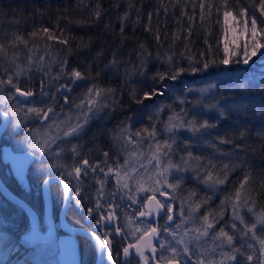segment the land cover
<instances>
[{"label":"trees","instance_id":"obj_1","mask_svg":"<svg viewBox=\"0 0 264 264\" xmlns=\"http://www.w3.org/2000/svg\"><path fill=\"white\" fill-rule=\"evenodd\" d=\"M130 3L134 7H129ZM258 3L259 0H228V9L237 15L239 23L230 19L228 24H224L221 0H0V45L4 49L0 52V80L7 81L11 77L22 90L30 89L34 92L25 107L43 106L40 104L43 81L44 90L49 96L56 98L54 107L61 118L64 113L73 110L71 100L78 102L81 93L92 84L114 90L112 95L118 101L114 110L106 109L101 118L91 122L83 135H95L92 138L93 149H101L100 141L104 140V149L108 153V161L110 160L108 167L115 169L126 152L120 142L113 139L115 131L125 126L130 127L133 133L144 128H155L159 141L162 138L160 130L169 116L189 105L187 97L192 95L188 92L208 89L205 96L199 95L192 99L197 106L201 102L206 105L202 115L188 113V116L196 117L198 122L208 120L216 125L206 130L210 134L201 142L206 145L215 144L220 151L217 152L210 146L205 148L200 143L196 145L191 140L189 143L194 144L186 147V150L191 151L193 156L200 157L205 165L208 159L213 160L217 171L224 164L231 166L240 160L245 162L230 171L228 181L224 185H218L215 194L198 185L202 190L199 189L196 180H188L187 183L194 185L190 190L197 189L204 195H212L210 202L201 207L208 206L211 212L220 211L221 202L226 197L229 198L223 213L226 220L229 213L226 204L231 202L230 198L245 174L250 173L251 179L245 186L242 198L249 196V204L254 203V211L259 212L264 209V58L258 53L247 65L235 62L229 65L219 63L224 56L225 42L228 43L229 52L237 54L232 56L233 61L240 59L239 54L243 52L246 39L249 46L251 45L250 33L244 35L243 20L238 13L240 9H246L248 17L255 15L260 26L264 16L260 15ZM97 4L101 12L99 21L94 18ZM126 12L128 19L122 22L120 18ZM77 21L81 23L78 24ZM44 28L49 29V34L57 38L67 39L68 43L65 45L56 39H48L42 32ZM34 32L38 33L36 37L32 35ZM234 39L235 43H232ZM141 44L151 53L150 56L141 55ZM97 53L103 54L97 57ZM113 56L118 65L110 67ZM169 56L177 65L185 68L189 67L190 57L197 61L214 59L216 63L205 71L186 72L176 80L154 79L157 73H166L169 70L166 62ZM63 60L67 61L66 70L77 68L90 75L88 80L78 81L73 86L72 93H67L71 97L68 105L64 104L62 94L56 92L57 86L64 82L55 79ZM192 66L200 67L196 63ZM228 76H252L254 81L240 88L221 81ZM3 90L9 94V102L0 107L10 115L12 123V109L8 106L16 102L15 99H10L15 90L6 83L0 85V92ZM153 92H163V95L154 94L151 98H144V93ZM134 97L143 102L138 103ZM207 97H211L210 103L206 100ZM44 99L49 104L52 103L48 97ZM241 103L249 106L247 110H234L233 105ZM213 105L223 109L226 116L221 117ZM203 107L201 105L199 109ZM161 108L163 111H160ZM51 118L50 114L48 121ZM48 121H39L30 114L27 124L19 129L12 142L3 140L4 150L11 153L20 151L16 148L17 141L25 136L26 129L34 132ZM241 132L244 133L243 139L239 138ZM182 134L184 133L180 132V136ZM220 138L230 140L231 143H220ZM85 140L86 138L78 139V142L83 143ZM186 150L179 149V152H174L176 163L180 162L181 156L186 157ZM208 152L214 153V156ZM32 163L34 161L30 164ZM36 168L35 164L28 168L30 183L35 180L38 172ZM33 194L37 197L39 191L34 189ZM7 204L0 196V207ZM30 204L36 210L35 203ZM3 218L7 224L8 217L3 214ZM244 218L246 221V217ZM27 228L29 229V225ZM228 229L226 230L229 231ZM238 229L242 228L239 226ZM2 231L0 227V233ZM16 242L15 239L9 241L0 236V247L6 251L3 262L11 264L12 260L22 258L24 264H34L28 260L30 249H23ZM16 249L20 255L15 253Z\"/></svg>","mask_w":264,"mask_h":264},{"label":"snow or ice","instance_id":"obj_2","mask_svg":"<svg viewBox=\"0 0 264 264\" xmlns=\"http://www.w3.org/2000/svg\"><path fill=\"white\" fill-rule=\"evenodd\" d=\"M129 7H134L131 3ZM203 4L201 5V9H203ZM221 7L224 9L222 12L223 22L224 24H228L229 20L236 21L237 15L233 13V11L228 9V0H221ZM257 8L260 12L261 16H264V0H259ZM99 4L96 5V11L94 13V18L96 21H99L101 12H100ZM219 11V10H218ZM238 15L243 20V33L247 35L250 33L251 45L249 46L248 40H245L243 52L239 54L240 59L235 61L232 60L233 55H237L236 53L229 52L228 43H224L223 52L224 56L220 59L219 63L222 65H229L230 63H243L245 65L249 64L253 57L257 56L258 53L264 58V20L261 21V25L258 26L257 18L255 15L252 17H248V12L246 9H240ZM121 21H125L128 19V13L126 12L121 18ZM203 19V17H201ZM151 20V15L149 16V21ZM249 21L251 27L249 28ZM219 22V21H218ZM76 23H81L77 21ZM151 30L150 28L148 29ZM42 32L47 35V38L52 40L56 39L61 44H67V39H60L56 36L49 34V29L44 28ZM121 32H123V23L121 26ZM190 32V29H189ZM235 33V29H233ZM33 37H36L38 33H32ZM159 39V37H156ZM18 39H20L18 37ZM26 43V42H25ZM235 43V39L232 41ZM87 47V45H85ZM239 47V46H238ZM140 48L143 50L141 55L150 56L151 53H148L144 48V45L141 44ZM3 46L0 45V52H3ZM70 51V49H69ZM103 53H97V57L101 56ZM203 55V54H201ZM189 67L185 68L183 66H179L176 62L169 56L166 62L169 64V70L166 73H157V76L154 79L159 78L160 80L171 79L176 80L181 75L186 72L196 73L200 71L207 70L210 65L215 64L216 61L214 59L211 60H202L197 61L194 57H190ZM60 71L55 77L56 80L64 81L60 83L56 92L62 94L63 102L65 105H68L71 97L67 95V93H72L73 86L77 84L78 81L88 80L90 75L87 72H82L77 68H72L70 70L67 69V61L63 60L60 62ZM193 63L199 64L200 67L192 66ZM118 65V61L113 56V59L110 61L109 66L114 67ZM144 66V61H141V68ZM19 75V73H17ZM10 85L12 89L15 90L10 99H16V94L20 97H24L25 99L34 96V92L30 89H21L16 82L13 81L11 77L7 79V81L0 80V85L4 84ZM264 83V81H262ZM240 88H244L245 84L238 85ZM114 90L112 89H103L96 84H92L88 87L83 93H81L78 102L76 100H71V104L73 105V110L66 112L63 114V118H61L60 113H57L54 105L56 104L55 96H49V93L44 90V82H41V101L42 107L32 106L27 108L26 114H33L34 118L39 121H48L49 115L51 114V121L46 126V131L43 133L41 137L39 135L38 130L33 132L32 129H27L28 135L25 137V142L28 144L29 148L33 149L32 155H35L37 152L41 157L44 156H56L59 157L61 152L71 151L76 156H79V145L72 144V139L80 138L86 128L91 124V122L95 119L101 118V114L105 113L106 109L114 110V106L118 104V101L112 95ZM159 94L163 95V92L159 93H144V98H151V95ZM44 97H48L51 99L52 103L49 104ZM136 98V97H134ZM138 103H142L143 100L136 98ZM110 101V102H109ZM17 104H20L21 101L17 100ZM35 103V102H34ZM183 103V101H181ZM219 112L221 117L226 116V112L219 108L216 105L212 106ZM249 106L247 104H234V110H247ZM63 111V110H61ZM163 111V108L160 109ZM15 113H13L14 115ZM4 117L8 116L7 112L3 113ZM19 125V121L17 122ZM216 127L214 123H209L208 120H203L198 122L196 117H192L191 119H186L184 116L179 114H174L169 116L167 123L164 125V131L169 133V138L163 141L156 140V130L152 128L149 130L148 128H144L141 131H137L135 133L131 132L130 127L125 126L121 127L118 131H115L113 134V139L117 142L124 141L125 143H133L136 142L133 140V137H143L144 134H147L148 137H151L154 141V150L151 152V159L149 160V164L152 163L153 160L156 161V171L153 173L157 179L154 180L153 185L145 188L142 183V178L136 179V190L144 191V192H152L153 195L147 197V203L152 204L155 201L154 208H149L147 211L140 212V216H152L153 212H156V215H159V210L167 207V219L170 221L172 216L168 213H171L172 208L171 205H165L160 200L156 199L155 193L159 191L161 196H165L166 193L160 189L167 187L175 191L180 184L183 182L184 177L176 176L174 183H169L168 177L172 175V170L174 169L177 173L180 172H188L191 171L194 174L195 179L203 184L211 194H215L218 185H224L228 181V176L230 171L233 169L240 167L244 164V160H240L239 162H234L231 164H224L222 168L217 171V166L213 162V160L208 159L207 164H203L201 162V158L198 156H193L191 151H187V155L181 156L179 163H174L172 158V153L174 151L173 145L176 143L175 132L178 129H186L190 132L194 137L197 138V141L204 140L206 136L210 133L206 130H210ZM53 130H55V135H53ZM244 133H240L241 139H243ZM58 140H64L67 144L71 145L70 148L66 149L64 145L58 144ZM220 143H231L230 140H226L220 138ZM210 147L216 149L217 152L220 151L219 148L216 147L215 144L209 143ZM149 148L152 149L153 145H149ZM135 155V152L132 153ZM104 157L108 156L107 152L103 153ZM161 157H166V160H162ZM193 162H195V166H193ZM106 163V161H104ZM128 161H125V166H120L117 169L109 167L107 170V174H112L115 176L116 183L123 187L124 189H129L128 180L133 179V174L136 169H127ZM163 164V168L161 169L160 165ZM50 167L58 168L64 167L63 164L59 162L57 164L50 165ZM143 167V165H141ZM82 169L84 170V174L87 175L88 171L96 172L98 169L101 172H104V169L99 166V164H89L87 159H83L82 163L79 167H73L71 171H67L66 175L69 177H79L81 175ZM123 172V175H122ZM52 179H60L63 181L64 176L61 175L59 177H50ZM151 179V177H149ZM251 179V174L246 173L243 180L240 182L238 189L231 196V209L232 216L231 220L233 222L225 223L220 228H216V224L219 223V220L222 219L223 213L225 210V203L229 200L226 197L225 201L221 202L220 211L211 212L209 211L207 214L202 215L198 218L200 224L198 227L191 229L195 233L194 237H191L185 240L183 237L177 239L175 233H171L175 243L177 245H183L182 249H178L171 244L168 245L167 251L170 253L169 256L161 255L160 261L165 262V264H181V257H187L190 260L191 257V249L189 247L192 244L193 239L200 240L206 237H210L213 241L212 252H215L217 249H220V259H212L209 257L208 264H264V209H261L259 212L254 211V203L252 205L249 204L250 197L245 195L242 198V193L245 191V186L248 185L249 180ZM121 181L123 183L121 184ZM48 181L45 180L44 184L47 185ZM101 183V188L103 187V181ZM158 186V187H157ZM64 192L67 197V193L69 192V184H63ZM79 181H77V187L75 191V196L79 197ZM129 199L133 200L135 203V199L132 196H129ZM187 199L190 201L189 203V219L192 218V212L198 211L203 205L210 202L212 199V195H205L197 199V193L195 190H190L188 192ZM80 201L77 200V203ZM194 205V206H193ZM97 208H100L99 203L96 205ZM242 209H247L249 213L255 217L254 221L248 223L245 221L244 216L240 214ZM92 209H88V216H92ZM181 215H183V211H181ZM211 217V219H210ZM116 219L115 213L109 211L107 214H101L100 219L96 221L98 227H100V220L112 221ZM235 221H239L241 225H243L242 229L237 228V224ZM179 227V225L177 226ZM260 229L259 233L257 229ZM230 228L231 231H227L226 229ZM214 231H210L213 230ZM117 233L121 231L119 227L115 229ZM136 231H140L139 228ZM153 233H156V228L148 226L147 229L143 232L141 237L137 238L136 243H129L126 247L123 248V256L125 258L132 255V250L134 249L135 255L140 257L141 260L144 261V264H148L150 257L145 256V250L149 249L153 255L155 256L156 247L152 244L151 240H146V237L151 236ZM250 234V235H249ZM94 237L96 246L100 253V264H117L116 259L114 258L113 248H112V240L108 238L109 233L105 232L104 238L97 235L95 232L91 233ZM185 237L188 236V233L185 232L183 234ZM237 239L243 241L240 244H237ZM255 241V243H253ZM218 242V243H217ZM258 245V248H257ZM160 248L165 249V244L163 242L160 243ZM230 249V251H224V249ZM202 256L208 255V250L205 249L202 253ZM239 257V258H238ZM106 258V259H105ZM159 264V262H158ZM185 264L187 262L185 261ZM195 264H205L204 259L199 258L196 260Z\"/></svg>","mask_w":264,"mask_h":264},{"label":"flooded vegetation","instance_id":"obj_3","mask_svg":"<svg viewBox=\"0 0 264 264\" xmlns=\"http://www.w3.org/2000/svg\"><path fill=\"white\" fill-rule=\"evenodd\" d=\"M26 104L20 103L22 106ZM16 105H18L17 102H14L8 107L11 109V107ZM1 110L4 111L3 109ZM10 112H12V110H10ZM8 116L10 118L9 114ZM11 127L12 123L10 118L9 127L0 138V180L5 188L10 191L12 195L30 206V208L36 213L39 221V233L45 235L49 231V224L46 217V207L43 195L44 181L53 176L59 177L63 175V182L69 184L70 190V204L64 215L65 223L70 228L84 231L85 234H68L60 228L59 220L65 196L60 184L58 182H53L49 185L50 214L55 227L53 237L46 242H41L34 247H29V241L25 238L30 233V220L28 215L0 195L8 203L5 207H0V227L3 229L0 233L1 237L9 239V241H14L15 239V241H17L16 244L19 247L26 250L29 248L30 252L39 249L40 245L43 244L52 245L54 250L44 258L46 260L52 258V261L54 259L55 262L53 261V264H61L58 256L61 253L59 240L62 239L68 243L67 250H69V254L73 259L74 264H97L100 259V253L89 235L95 232L97 235L101 236V238H104V234L107 232L109 233L108 238L112 240L113 254L117 264H144V261L135 255L134 249L132 250V255L125 258L123 256V248L129 243H136L137 238L141 237L148 226H151L156 228L155 234L157 235V241L154 244L156 247V254L153 257L149 249H146L144 254L145 256L150 257L148 264H158V262L159 264H165V262L160 261L161 255H164V252L160 248V243L165 233L170 230L169 227H173L177 223L175 217L177 207L171 196L167 194L165 196L156 195L157 200H160L166 206L171 205L172 211L171 213H168L172 216L170 221L167 219L166 215L167 207L160 209L162 213L155 220H153L156 215L155 211L152 216H140V212L147 211L149 208H154L155 201H153L152 204H148L147 197H150L151 195H145L140 199H136V202L133 203V200L129 199L130 195H125L123 189L116 183L115 176L107 174L109 168L108 158L103 156V153L107 152L104 149L105 142L103 139L100 141L102 144L101 149H93L92 147V138H94L95 135H85V137L82 135L80 138L72 139V144L79 145V156H76L71 151H65L61 152L59 157H41L38 152L35 155H32L34 150H30L29 147L22 149V151H18L20 153H11L9 151V153H6L5 151L7 150H4L5 147L2 146L3 140L9 143L12 142V140L16 138L18 132L14 133L11 131ZM25 135H27V131H25ZM82 138H86V140L83 143L78 142V139L81 140ZM57 143L64 145L66 149L71 146L64 140H59ZM25 153H29L30 157H26ZM22 156L24 157V161L22 160ZM83 159H87L90 165L99 164L101 168H104V172L99 171V169L96 172L89 170L88 174L85 175L84 170L82 169V173L79 177L67 176L66 172L71 171L73 167H79ZM105 160L107 163H104ZM33 161L34 163L32 164L37 166L36 169H38V172L35 176V180L30 183L27 175L28 168L32 166L30 163ZM58 162L63 164L64 167H50V165L57 164ZM92 176L95 177L93 178ZM77 181H79V197L75 196ZM101 181H103L102 188L101 183H99ZM34 189L39 191L37 197H34ZM77 200L80 202L77 203ZM30 203H35L36 210ZM97 203H99L100 208L96 207ZM87 208L93 210L91 217L88 216ZM109 211L115 213L116 219L112 221L100 220V227H98L96 221L100 219L102 213L107 214ZM3 214L8 217L7 224L4 222ZM27 225H29V229L27 228ZM117 227L121 229L119 233L115 231ZM137 228H139L140 231H136ZM17 252L18 249L15 250V253L19 254ZM67 256L68 253L65 254V259ZM19 261L24 264L22 258L12 260L11 264H18ZM181 264L185 263L181 261ZM187 264L192 263L189 262Z\"/></svg>","mask_w":264,"mask_h":264},{"label":"rangeland","instance_id":"obj_4","mask_svg":"<svg viewBox=\"0 0 264 264\" xmlns=\"http://www.w3.org/2000/svg\"><path fill=\"white\" fill-rule=\"evenodd\" d=\"M221 81H225L226 83H228V85H240V84H248L252 81H254V78H252V76L250 77H238V76H229V77H225L223 78ZM208 89H203L201 91L198 90H192L190 92H188L189 95L192 96H188L187 99L189 100V105L186 107H181L179 109L178 112H175L174 114H179L184 116L186 119H191L192 117L188 116V113H193V114H201L204 112V109L206 105H204V102L198 103V106L196 105V103L194 101H192V99L197 98L199 95L205 96V93H207ZM195 94V95H194ZM9 94L7 93L6 90H3L0 92V105L4 106L9 102ZM206 100L211 101V97H207ZM204 106L202 109L199 107L200 106ZM27 108L25 106H22L20 104L11 107L12 109V117H13V122H12V127H11V131L15 132H19V129L22 127H24L27 124V118L29 117L30 114H26L27 113ZM210 111V110H209ZM206 112V110H205ZM13 113H15L13 115ZM172 114V115H174ZM33 115V114H32ZM171 115V116H172ZM202 115V114H201ZM190 117V118H189ZM19 121V125H17V122ZM51 121V120H50ZM44 122L43 126H40V128H38V132L39 135L42 137L43 133L47 130L46 126L49 124V122ZM36 130V131H37ZM27 131V129H26ZM34 131V132H36ZM161 133L160 135H162V138L159 141H163L165 139L169 138V133H167L166 131H164V127L160 130ZM17 132V133H18ZM180 132H183L184 134H182L180 136ZM28 134V132H27ZM53 135H55V130H53ZM25 136H23V138H20L19 141H17V145L16 148L17 150L22 151V149L29 147L28 144L25 142ZM157 135H156V140H157ZM175 137H176V143L173 145V153H172V158H173V162L176 163V161L174 160V152H179L178 150L183 149L186 150V147L193 145L194 143H189V141H193L196 143H200L202 144L203 147L208 148L209 145L203 144L201 142V140L198 142L197 138L194 137L190 132H188L186 129H178L175 132ZM187 141H184V140ZM133 140L136 142L135 144L133 143H125L124 141H120V145L121 147L125 150L126 152L124 154V156H122V159L120 160V165L117 166V168H119L120 166H125V161L127 160L129 163L126 166L128 170L130 169H136L135 173L133 174V179H129L127 182L129 184V189H124L123 187H120L123 189V191L125 192V195L129 194L130 196H132L135 200L136 199H140L141 197L145 196V195H153L152 192H144V191H137L136 190V179L138 178H142V183L144 185L145 188H148L150 186L153 185V182L155 179H157L156 176L153 175V173L156 171V168L154 167L156 165V161L153 160L151 164H149V160L151 159V152L154 150V141L152 140L151 137H148L147 134H144L143 137H133ZM59 141V140H58ZM57 141V142H58ZM138 143V144H137ZM149 145H153V149L149 148ZM197 145V144H196ZM145 146V147H144ZM30 150H33L31 148H29ZM149 150V152H148ZM133 151L135 152V155H132ZM188 151V149L186 150V152ZM6 153H9L8 150L5 151ZM207 152V151H204ZM209 154H212L214 156V153L212 152H208ZM176 155V154H175ZM18 156V155H15ZM162 160H166V157H161ZM22 160L24 161V157L22 156ZM124 164V165H123ZM141 165H143V167H141ZM161 169L163 168V164L160 165ZM123 175V172H122ZM176 176H182L184 177L183 182L180 184V186L173 191L172 189H169L167 187H164L160 190L164 191L167 195L171 196V198L173 199V202L176 203V224L173 227H169V231H167L162 239L161 242H163L165 244V249H163L162 251L164 252L165 256H169L170 253L166 250L168 245L171 244L172 246L177 247L178 249H182L183 245H177L175 243V240L173 239V236L171 235V233H175V236L177 239L183 237L185 240L194 237L195 233L193 231H191V229H194L196 227L199 226L200 221L198 220L199 217H201L202 215H205L206 212L210 211V207H204V208H200L198 211L196 212H192V218L189 219V212L191 211L189 208V203L190 201L187 199L188 196V192L190 191V189H192V187H194L193 184L191 183H187L188 180L190 181H195V177L194 174L191 173V171L188 172H180L177 173L174 169L172 170V175H170L168 177L169 183H174L175 182V177ZM149 177H151V179H149ZM197 181V180H196ZM195 181V182H196ZM123 183V181H121V184ZM199 183V182H197ZM191 184V185H190ZM184 185H186L184 187ZM203 187L204 189H207L203 184H197V187ZM158 187V186H157ZM198 187V188H199ZM202 190V188H199ZM195 191H197V199H199L202 196H205L203 194L202 191H198L197 189H194ZM155 195H160L159 191H157L155 193ZM194 206V205H193ZM226 207L228 209V216L226 217V220H224V216L222 217V219L219 220V223L216 224V226H218V228L222 227L223 225H225V223H231L233 222L231 220V216H232V209H231V202L226 204ZM181 211H183V215H181ZM240 214L244 217H246V222L251 223L254 221L255 217L253 215H251L247 209H242ZM211 219V217H210ZM235 223L237 224V228H239V226L241 228H243V225L239 224V221H235ZM239 224V225H238ZM179 225V227H177ZM229 231H231V229H228ZM213 231V230H210ZM260 229L258 227L257 232L259 233ZM187 232L188 236L185 237L183 234ZM250 235V234H249ZM243 241H240L238 239V244L242 243ZM218 243V242H217ZM253 243H255V241H253ZM212 246H213V241L210 239V237H206L200 240H195L193 239L192 244L189 245L190 249H191V259L188 260L187 257H181V261H183L185 263V261L187 263H192L195 264L196 260L199 258L204 259L205 264H208V260L209 257H211L212 259H216L219 260L220 259V249H217L215 252H212ZM258 248V245H257ZM207 249L208 250V255L207 256H202L201 253ZM52 250H54V247L52 245H40L39 249L34 250L33 252H30L29 255V259L31 262L35 263V264H53V261L55 262V260L52 258H48L47 260L44 258L46 255H48L50 252L52 253ZM224 251H230V249L225 248ZM6 259V251H4L1 247H0V264ZM18 264H22V262H18Z\"/></svg>","mask_w":264,"mask_h":264},{"label":"water","instance_id":"obj_5","mask_svg":"<svg viewBox=\"0 0 264 264\" xmlns=\"http://www.w3.org/2000/svg\"><path fill=\"white\" fill-rule=\"evenodd\" d=\"M29 99H30V97L25 99L24 97H20L18 94H16V100L21 101L22 104H26L29 101ZM3 113H4V111H2L0 109V138L4 134V132L9 127V124H10L9 116L4 117ZM25 156L28 158L30 157L29 153H25ZM47 181H48L47 185H45V184L43 185V195H44V202H45V207H46V217H47V221L49 224V231L45 235H42L39 233V230H38L39 221H38V217H37L36 213L25 202L21 201L20 199H18L14 195H12L10 193V191H8L5 188V186L3 185V183L0 180V195L4 199H6L8 202L19 207L29 217L30 233L25 237L26 240L29 241V247H34L38 243L46 242V241L50 240L54 235L55 227H54L53 220H52L51 214H50L49 185L53 182H58L60 184L63 192H64V188H63L64 182L61 181L60 179H52V178H48ZM64 196H65V200H64L62 212L60 215V220H59L60 228L68 234H75V233L85 234L84 231L73 229V228H70L66 225L65 220H64V215H65V212L67 211L69 204H70V190L67 193V197L65 195V192H64ZM161 213H162L161 210H159V215ZM159 215H155L153 220L158 218ZM89 236L94 241V243L96 244L94 237L91 235H89ZM146 240H151L152 244L154 245L157 241V235L155 233H153L151 236L146 237ZM59 246L61 249V253L58 256L59 262L61 264H74L73 259L71 258L70 254H69V250H67L68 249V243L66 241H63L62 239H60L59 240ZM67 253H68V256L65 259V254H67ZM97 264H100V259H99V262Z\"/></svg>","mask_w":264,"mask_h":264},{"label":"bare ground","instance_id":"obj_6","mask_svg":"<svg viewBox=\"0 0 264 264\" xmlns=\"http://www.w3.org/2000/svg\"><path fill=\"white\" fill-rule=\"evenodd\" d=\"M228 77H229V76H228ZM88 138H89V137H88ZM137 144H138V143H137ZM86 152H87V151H86ZM133 152H134V151H133ZM101 157H102V156H101ZM98 158H99V157H98ZM98 160H99V159H98ZM105 161H106V160H105ZM109 161H110V160H109ZM109 161H108V162H109ZM71 162H72V161H71ZM94 163H95V162H94ZM106 163H107V162H106ZM124 163H125V162H124ZM76 165H77V164H76ZM123 165H124V164H123ZM107 168H108V167H107ZM103 169H104V168H103ZM67 170H68V169H67ZM90 171H91V170H90ZM81 173H82V172H81ZM98 173H99V172H98ZM91 174H92V173H91ZM102 176H103V175H102ZM92 177H93V176H92ZM94 177H95V176H94ZM94 177H93V178H94ZM107 177H108V176H107ZM87 179H88V178H87ZM87 179H86V180H87ZM91 180H92V179H91ZM105 181H106V180H105ZM93 183H94V182H93ZM93 183H92V184H93ZM99 183H100V182H99ZM99 185H100V184H99ZM91 189H92V188H91ZM91 189H90V190H91ZM96 189H97V188H96ZM94 190H95V189H94ZM94 190H93V191H94ZM110 190H111V189H110ZM93 197H94V196H93ZM93 197H92V198H93ZM90 200H91V199H90ZM92 204H93V203H92ZM86 205H87V204H86ZM104 205H105V204H104ZM87 206H88V205H87ZM89 206H90V205H89ZM104 207H105V206H104ZM88 208H89V207H88ZM88 208H87V209H88ZM95 210H96V209H95ZM66 220H67V219H66Z\"/></svg>","mask_w":264,"mask_h":264}]
</instances>
